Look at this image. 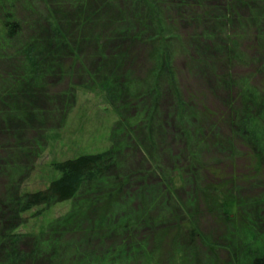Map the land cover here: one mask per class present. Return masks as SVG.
Here are the masks:
<instances>
[{
	"label": "rangeland",
	"instance_id": "1",
	"mask_svg": "<svg viewBox=\"0 0 264 264\" xmlns=\"http://www.w3.org/2000/svg\"><path fill=\"white\" fill-rule=\"evenodd\" d=\"M32 1L43 8L42 0ZM59 1L51 3L56 7ZM200 1L211 6L205 19L199 8L192 7ZM223 1H154L160 10V25L165 33L172 34L170 69L174 76L173 85L165 74L159 78L156 96L147 92L152 84L149 76H153L156 46L145 41L143 31L138 30L136 10L127 12L129 0H115L107 10L110 25L106 23L104 28L116 36L110 37L103 49L87 44L77 56L79 60H75L72 76L59 67L55 72L62 76L49 77L40 87L22 85L24 91L13 96L14 102L26 106L24 111L29 117L20 109L9 111L5 106L11 104L9 99L5 104V95L21 73L17 74L13 54H0V264H246L249 256L256 253V245L264 250V157L254 170L250 145L232 137L226 122L206 113V109L214 113L224 109L227 91L220 77L248 72L254 81L251 106L264 110V73L259 67L258 49L252 43L255 33L243 21H250L248 12L226 24L219 7ZM15 4L13 9L26 32L36 30L43 22L40 18L45 19L21 2ZM70 17L66 19L69 23ZM98 23L95 18L89 25L95 27ZM255 25L254 19L251 26ZM151 26L154 24L144 28L146 34ZM230 30L236 34L237 42L232 59L223 62L222 41ZM136 33L139 35L132 37ZM116 41L121 49L115 53ZM118 56L122 62L115 75L108 77L116 82L115 102H110L106 91L98 86L106 73L101 70L103 75H98L99 66L106 67ZM89 62L94 69L98 64L93 78L80 67ZM149 109L150 121L143 127ZM117 127L121 128V147L115 159L117 156L120 172L128 180L124 196L115 207L119 213L115 210L106 220L111 223L113 214L120 218L140 205H149L153 218L151 224H134L130 231L126 230L127 244L121 246L124 253L105 257L113 253L122 235L116 230H92L91 216L82 218L75 229L69 224L50 229L57 233L50 234V222L70 211L80 201L81 193L75 199L54 203L39 215H33L39 206L20 213L17 205L9 204L15 195L43 189L58 176L53 162L111 149L115 141L113 129ZM215 169L218 176L211 174ZM171 182L173 187L167 189ZM207 182L225 185L218 191L219 198H209L204 204L205 198L199 193ZM92 186L96 194L102 193L99 181ZM222 200H233L237 205L228 210L231 219L214 207ZM182 209L195 211L192 213L203 240L197 236L188 245L185 237L175 232L172 216L175 210L181 219L185 215ZM41 230L44 234H40ZM161 231L165 235L154 244V237ZM210 245L215 247L211 249ZM14 251L22 258L11 257Z\"/></svg>",
	"mask_w": 264,
	"mask_h": 264
},
{
	"label": "trees",
	"instance_id": "2",
	"mask_svg": "<svg viewBox=\"0 0 264 264\" xmlns=\"http://www.w3.org/2000/svg\"><path fill=\"white\" fill-rule=\"evenodd\" d=\"M42 1L43 8L40 9L32 0H0V54H10V57L11 54H13L16 58L19 71L17 74L21 73L15 83H13V89L11 91H14V94H11L10 91L5 95V104L7 99L11 101V104L5 106L9 111L11 108H14L16 111L20 109L21 111L19 112L26 114V117H29L27 114L28 112L26 113V111H24L26 106L14 102L15 98L13 97L19 91L23 93L24 90H21L22 85L28 83L30 87H40L49 77L57 76L55 71L59 69V67L65 69L66 72L72 76L73 71L76 70L74 68L75 60L78 59L77 56L83 52L87 44L92 43L93 47L103 49V46L110 41V37L116 36L115 32L110 33L107 31L108 27L104 28L106 23H108V26L110 25L108 19V14L110 13L107 10L115 4V0H60L56 7L51 3V0ZM154 1L129 0L126 10L127 12L131 9L134 11L136 10L134 13L135 22L139 27L138 30L140 32L143 31L142 33L146 39L145 41L156 46L157 55L153 76H149V79H152V84L147 89V92L156 96L159 92V78L163 77V74H165L173 85L174 76L170 69L171 44L169 42L172 39V34L165 33V28L162 23L160 25V10L157 2L155 3ZM18 2H21L23 7L44 15L45 19L42 17L40 18L43 22H41L39 26V23L36 22V26H38L36 30L30 32L25 31L23 21L18 18L13 9L15 5L17 6L15 3ZM208 3H210V1ZM190 5H192V3H190ZM192 7L200 9V14L203 19H205V14L211 13V6L205 5L201 1L198 5L194 3ZM219 7L223 12V21H225L226 24L229 22L233 23V18L237 19L248 12L247 16L250 18V21L248 19L243 21H246V23H244L246 28L249 30L252 29L251 31L255 33L252 43L255 45L254 49H258V60L261 62L259 67H262L264 73V0H225ZM69 16H71L70 23L66 21ZM95 18L99 19V23L97 26L92 27L89 24H91ZM152 19L157 20V22H154ZM254 19L257 26L255 25L252 27ZM151 24H154V26H151L152 30L149 34H146L144 28L148 29ZM106 31L108 38L105 36ZM138 35L139 33H136L132 37ZM228 35L229 36H226V40L224 39V41H222L224 46L222 50L223 62H228L232 59V49L234 43L237 42L234 32L230 30ZM118 45L116 41L114 46L117 47H115L113 52L116 53L120 51L121 48ZM167 52H169V55H167ZM121 62V56H118L112 59L106 67L104 64H100L99 66L98 75L101 70H103V74L106 73L104 75L100 74V76H103H101L102 81L98 86L106 91L110 102H115L116 95L114 93L116 82L115 79H108V77H113L115 75ZM96 66L97 68L94 69L90 62L88 65H80L81 69L91 76V78L94 76L92 72L95 71L97 73L98 71V64H96ZM58 75L62 76L60 72H58ZM262 76H264V74ZM220 78L224 80V89L227 91L224 109L215 113L206 109V113L218 120L226 122L233 133L232 137H238L242 142L250 145V155L253 159L254 170H256L261 164V158L264 157V151L262 149L264 143V132L262 129L264 128L262 126V122L264 121V110H254V106H251L253 103L251 102L252 94L255 95L253 93L254 90H252V87H254L253 74L248 72L244 75H228L227 77ZM94 79L96 82V77H94ZM259 99L260 101L262 100L261 98ZM177 101L181 102L178 99ZM16 107L18 109H16ZM248 108L252 110L250 111L252 113L248 111ZM177 111L178 117L182 119L181 110L178 106ZM207 114L204 116H207ZM150 115L151 109L146 112L148 119L143 121V127H145V122L149 123ZM119 123L121 124V122ZM126 126H123V128ZM120 131V127H117L116 130L115 128L113 129L112 138H115V141H113V145L109 150L98 153L80 154L75 157L53 162L52 166L55 171L58 172V176L49 181L43 189L15 195L14 199H10L9 204L17 205V209L20 213L39 206V208L33 212V215H39L43 209H46L54 203L75 199L76 196L81 193L80 201L74 203L70 211L61 217L54 218L50 222L49 231L50 229L53 231L54 229L60 228L59 226L63 227L69 224H73L71 226L75 229L78 227L82 218H85V216H89L90 218L91 216L93 218L92 220H94V225L91 227L92 230L97 232H106L104 230L108 229L116 230L122 235V237L119 235L121 240L116 244V249L113 253L106 254L107 256L105 257L109 258L111 255L124 253L123 247L121 246L127 244L125 242V239L128 238L126 230L130 231L129 227L134 224L139 226L151 224L153 218L151 215V207L149 205L143 207L140 205L138 209L132 212L126 211L120 215V218L119 216L116 218L115 214H113L111 223H109L110 219L106 220L109 214L112 216V213L118 210V208L115 209V207L119 201L121 202L120 199L124 196L125 185L128 180V178L120 172V161L117 159V156L115 159V153L117 154L118 148L121 147V141L118 140ZM191 158L195 160L193 154H191ZM117 169L119 171H117ZM111 170L116 171L111 173ZM211 174L218 176L219 171L216 169L212 170ZM96 181H99V186L103 190L101 194H96L93 189L92 184ZM86 184H88L89 187ZM224 185L223 183V186ZM223 186L219 182H207L204 187L200 189L199 193V196L205 198L204 204L209 202V198H219L217 196L218 191H220L219 189ZM169 187H173L172 182L167 186V189H169ZM179 205L182 207L181 203H179ZM236 206L233 200H222L220 203L214 205L216 210L222 211L226 219H231L228 210ZM182 210L185 215L182 216L181 219L180 212L177 214L174 210V215L172 214L173 221L171 223L175 228V232L183 235L188 245L194 243L197 236H201L203 240V236L199 231L198 221L195 218V214L192 213L195 211L189 212L186 209ZM65 228L70 229L64 227V229ZM40 234H44V231L41 230ZM50 234L55 235L57 233L51 232ZM164 235L165 233L162 231L160 234H156L154 237V244H156V241L157 243L160 242L159 236ZM18 237H15L17 240L14 242L12 241L14 244L17 243ZM156 247L157 246H154L153 249L157 250ZM213 247L215 246L210 245L211 249H213ZM37 249L39 250V246H37ZM38 250H36L35 253H38ZM254 250L256 253L249 256L246 264H264V250L260 251L257 245ZM17 251H14L11 257L22 258Z\"/></svg>",
	"mask_w": 264,
	"mask_h": 264
},
{
	"label": "flooded vegetation",
	"instance_id": "3",
	"mask_svg": "<svg viewBox=\"0 0 264 264\" xmlns=\"http://www.w3.org/2000/svg\"><path fill=\"white\" fill-rule=\"evenodd\" d=\"M56 75H58V74H56ZM61 76V75H60ZM54 77H57V76H54Z\"/></svg>",
	"mask_w": 264,
	"mask_h": 264
}]
</instances>
